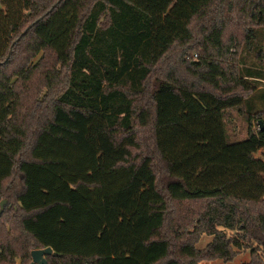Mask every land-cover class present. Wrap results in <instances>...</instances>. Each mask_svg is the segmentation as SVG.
I'll use <instances>...</instances> for the list:
<instances>
[{"label": "trees", "instance_id": "trees-1", "mask_svg": "<svg viewBox=\"0 0 264 264\" xmlns=\"http://www.w3.org/2000/svg\"><path fill=\"white\" fill-rule=\"evenodd\" d=\"M195 20L207 56L188 82L167 58L185 55ZM235 22L264 65V0H0V264L48 246L49 264H193L198 233L213 236L209 260L264 249V184L214 160L230 109L264 115L251 102L264 90L249 97L262 69L229 79L215 60ZM249 139L264 143V125Z\"/></svg>", "mask_w": 264, "mask_h": 264}, {"label": "rangeland", "instance_id": "rangeland-1", "mask_svg": "<svg viewBox=\"0 0 264 264\" xmlns=\"http://www.w3.org/2000/svg\"><path fill=\"white\" fill-rule=\"evenodd\" d=\"M236 23L237 22L229 25V29L225 34V43L223 50L224 56L222 58L215 57V60H218L217 62H220L222 64L224 71L226 72V75L227 77H229V79L237 76L239 73V69L240 71L242 70V73L244 74H247L246 68L262 69V71L264 72V65L261 64L259 58L256 56L257 53H248L246 50H242L243 34L240 27ZM192 27L194 40L186 48L187 51L185 55L183 53V49H178L173 51L167 58V62L171 63V66H174L173 68L180 74L179 76H185L188 82H192L194 80V76L189 75L186 69L196 68L195 63L198 62L202 56H207L203 35L205 34L203 30L205 28L199 22V20H195ZM260 36H262L261 41L264 42V28L261 31ZM196 53L199 54V58L192 57V55ZM213 53L217 54L216 51H213ZM253 82L257 84V90L252 94L248 91H244L241 86L232 85L234 84L233 81L230 83V85H232L238 92L243 93L244 96H248L249 94H251L249 96L251 97L252 95L258 94L259 92L264 90V80H253ZM251 102L256 104V108L264 107V101H260L256 97L253 98ZM249 105L248 108L252 107V103H250ZM260 121L261 122L258 124L255 119H249L247 114L243 111H240L238 108L230 109L227 113V125L230 144L228 147L223 149V151L216 158H214V160L228 164L234 162L246 163L253 170H255L256 179L264 184V143L254 142L249 139L250 130L258 132L260 126L264 125V115L261 117ZM137 128H139V126ZM145 134L149 133H146L144 129L139 130V135L141 138L145 136ZM3 200L1 202H5ZM168 201L169 205L172 208H175L174 210L180 209L177 202L172 200ZM5 204L6 203H4V207ZM183 207L186 210H200L204 207V204L202 202L185 203ZM176 215L178 216L179 214H173L174 219H170L163 228L164 233H166L170 237L172 236L170 229L173 228V226L176 227L177 224H179V219L176 218ZM188 215L189 218H192L194 220L196 219V215L193 210H188ZM179 229L182 231L184 230L183 232L185 233H187L186 231L188 230H185L184 225H180ZM225 232L228 236L238 235L236 231H232L229 229H225ZM187 238L192 239L190 242H193L195 249L201 256V258L192 259L193 264H248L255 261L264 264V249H262V247H260L255 242H250L249 245H244L240 248H234L233 250H235V255L232 260L227 261L222 257L209 260L210 251H208V244L213 240V236L209 235L208 233H198V237L197 235H187L185 239ZM20 259L21 258L19 256L17 262H19ZM24 262H28L27 264H31L32 258L30 260H24Z\"/></svg>", "mask_w": 264, "mask_h": 264}, {"label": "water", "instance_id": "water-1", "mask_svg": "<svg viewBox=\"0 0 264 264\" xmlns=\"http://www.w3.org/2000/svg\"><path fill=\"white\" fill-rule=\"evenodd\" d=\"M261 127L263 128V125ZM3 205H4V202H2V206ZM1 211L2 209L0 210V213ZM52 254L55 256L59 255V253L54 251L51 246L33 249L31 252V255H32L31 264H49L46 258V255H52Z\"/></svg>", "mask_w": 264, "mask_h": 264}]
</instances>
